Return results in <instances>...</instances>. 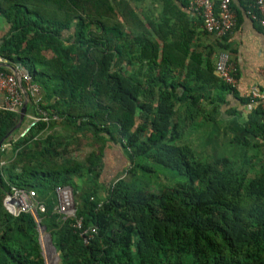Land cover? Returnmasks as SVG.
<instances>
[{
    "label": "trees",
    "instance_id": "16d2710c",
    "mask_svg": "<svg viewBox=\"0 0 264 264\" xmlns=\"http://www.w3.org/2000/svg\"><path fill=\"white\" fill-rule=\"evenodd\" d=\"M160 1L156 25L137 0H0L10 25L0 72H29L41 87L20 127L19 114L0 108V264H46L40 226L60 264H264L263 106L249 113L250 138L228 142L230 154H220L226 142L210 152L184 142L203 101L231 89L213 53L166 42L163 26L178 17L173 0ZM255 2L232 0L237 19ZM42 112L48 122L20 137ZM108 144L129 165L103 185ZM63 186L73 189L76 218L97 229L88 244L76 219L56 211ZM14 188L36 193L39 223L7 211Z\"/></svg>",
    "mask_w": 264,
    "mask_h": 264
},
{
    "label": "crops",
    "instance_id": "0c3cea01",
    "mask_svg": "<svg viewBox=\"0 0 264 264\" xmlns=\"http://www.w3.org/2000/svg\"><path fill=\"white\" fill-rule=\"evenodd\" d=\"M233 1L239 4V0ZM249 1L251 0H245V2ZM173 2L178 9L174 6L169 9L174 11L178 19L171 18L163 26L162 32L166 34V42L170 44L169 42L173 40L174 43L171 44H177L190 40V51H196L204 57L213 53L211 61L215 66L220 51H228L237 67L239 78L237 89L215 91L213 95L218 97L217 101H203L205 111L202 110L203 114L196 117L194 124L191 122L193 125L188 129L184 142L192 141L197 148L200 150L204 148L206 152H210L211 148H216L223 142L226 144L232 140L244 142L250 138L246 128L250 111L243 104L244 94L255 85L264 91V28L253 21L248 14L243 13L232 34L224 37L212 35L205 31L202 18L189 9L190 0H173ZM133 6L139 7L140 11L151 7L152 22L156 25L162 23L161 20L156 19L166 7L163 8L162 1L137 0ZM141 19L144 20L142 17ZM9 30V23L0 16V44ZM151 30L154 36V27H151ZM159 44L164 43L159 40ZM0 61L3 62L1 58ZM4 99V95L0 94V106H3ZM215 108L217 110L213 111ZM106 156L111 158L110 163H107ZM128 165L129 161L124 149L120 145L108 144L101 172L103 171L102 175L107 173L110 177L107 180L101 179V183L103 185L111 183L123 174Z\"/></svg>",
    "mask_w": 264,
    "mask_h": 264
},
{
    "label": "built area",
    "instance_id": "2783aa9c",
    "mask_svg": "<svg viewBox=\"0 0 264 264\" xmlns=\"http://www.w3.org/2000/svg\"><path fill=\"white\" fill-rule=\"evenodd\" d=\"M189 9L202 18L204 29L209 34L224 37L232 34L237 27L238 19L232 8V0H220L219 5L216 4V0H190ZM248 14L253 21L264 28V0H256L254 11H250ZM16 72L17 75L0 72V94L5 97L4 104L0 108L20 114L26 101L21 83L26 85L28 97L33 98L36 102L41 101V87L34 81L29 72L18 69ZM215 72L231 90L239 87L237 67L228 51H220ZM244 98L247 99L246 108L249 111H252L257 103H261L264 109V91L259 86L250 87L244 94ZM48 120L49 117L45 112H42L41 116L29 117L28 122L21 130L20 137L26 136L40 121L48 122ZM56 194L58 197L56 211L65 219H76L74 227L78 230L84 243L88 244L97 233V229L95 227L85 228L83 218H76L77 207L73 189L69 186L58 187ZM4 205L13 216L17 217L21 213H30L38 223V211H45V206L36 200L34 191L16 188L13 189L12 194L6 197Z\"/></svg>",
    "mask_w": 264,
    "mask_h": 264
},
{
    "label": "rangeland",
    "instance_id": "374dc122",
    "mask_svg": "<svg viewBox=\"0 0 264 264\" xmlns=\"http://www.w3.org/2000/svg\"><path fill=\"white\" fill-rule=\"evenodd\" d=\"M84 143V142H83ZM232 144H226V148H224L225 150H221L222 152H220V154H230L232 153L233 150H235L237 147L236 146H231ZM228 146V147H227ZM91 148L88 146L85 147L84 150V155H88L91 152ZM106 160L107 163H110L111 158L109 156H106ZM103 172V171H102ZM101 172V179H109L110 175L107 173H103L102 175ZM168 174H174L171 172H167ZM182 181H186V178H180ZM101 181V180H100ZM39 233H40V240H41V244L43 247V254L45 257V261L46 264H60V260H59V256L52 244V240L51 237L48 233H46V231L44 230V228H42L41 226L39 227Z\"/></svg>",
    "mask_w": 264,
    "mask_h": 264
},
{
    "label": "water",
    "instance_id": "95a60500",
    "mask_svg": "<svg viewBox=\"0 0 264 264\" xmlns=\"http://www.w3.org/2000/svg\"><path fill=\"white\" fill-rule=\"evenodd\" d=\"M0 67H9V66H7L6 63L0 61ZM13 73L17 75L16 70H13ZM21 89H22V91L24 92V95H25L26 101H25V104H24V106H23V108H22L20 114H19L20 117H19V123H18V125H17V128L20 127V126L22 125V123H23V121H24V119H25V116H26V113H27V109H28V102H29L28 92H27L26 89L23 88L22 83H21Z\"/></svg>",
    "mask_w": 264,
    "mask_h": 264
}]
</instances>
